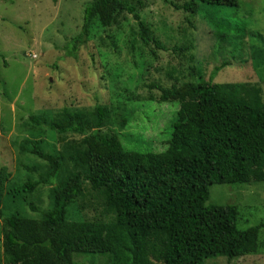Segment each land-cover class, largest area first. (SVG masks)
<instances>
[{"label": "trees", "instance_id": "1", "mask_svg": "<svg viewBox=\"0 0 264 264\" xmlns=\"http://www.w3.org/2000/svg\"><path fill=\"white\" fill-rule=\"evenodd\" d=\"M57 1V0H54ZM139 0H92L84 10L82 31L67 45L76 52L85 36L99 21L111 27L131 14L140 27L144 43L160 46L151 27L140 14ZM238 0H185L172 2L207 21L216 38L243 44L248 31L245 19L232 23L223 7ZM252 35H259L253 31ZM237 49V48H236ZM230 63L214 68L210 79L198 70L197 81L159 86L160 101H178L172 133L164 151L141 152L126 148L116 132L102 128L111 120L110 110L98 104L93 110L63 107L55 115H30L37 124L63 135H83L64 144L59 154L35 144L31 152L45 159L52 178L28 180L22 190L33 191L41 182L53 184L52 207L40 218L13 213L4 218L0 264H86L77 254H104L114 239L128 244L130 264H148L151 238L165 247L164 264H205L208 258L229 260L264 248L260 231L264 220L241 227L236 204H207L213 184L264 181V96L253 82H214L217 72ZM155 86V85H154ZM151 99H154L153 97ZM133 111L113 118L124 128ZM68 159L66 179L57 182L63 161ZM7 167L0 170V216L6 194ZM84 181L103 197L105 221L80 214L78 201ZM11 189H9V192ZM36 210L35 206H32Z\"/></svg>", "mask_w": 264, "mask_h": 264}, {"label": "rangeland", "instance_id": "2", "mask_svg": "<svg viewBox=\"0 0 264 264\" xmlns=\"http://www.w3.org/2000/svg\"><path fill=\"white\" fill-rule=\"evenodd\" d=\"M91 1L0 0V170L6 166L9 173L0 216V247L6 216L40 218L52 207L53 184L41 182L33 191L21 189L28 180L53 176L49 163L31 152L34 145L59 154L64 144L83 138L76 133L61 135L47 124L34 123L30 115L45 111L53 116L66 106L87 111L101 104L112 115L104 132H116L126 148L160 152L168 147L179 102L160 101L159 86L197 81L198 70L208 80L225 61L230 64L217 72L214 82L257 83L264 96V0H238L237 6L223 7L232 23L239 18L248 23L249 32L238 47L218 40L204 18L172 4L185 0H139L142 19L160 46L144 43L137 21L126 14L111 27L97 21L76 56L69 55L67 45L82 31L84 10ZM126 108L133 114L119 129L112 119L121 120ZM70 167L65 159L57 182L66 179ZM82 185L80 214L112 219L114 214L106 212L103 197L87 181ZM207 204H236L240 226L256 225L264 220V181L213 184ZM260 241L264 242V230ZM165 247L151 238L148 264H164ZM129 250L128 244L114 239L111 251L76 254L75 259L86 264H130L131 258L124 256ZM206 261L264 264V248L232 260L218 256Z\"/></svg>", "mask_w": 264, "mask_h": 264}]
</instances>
